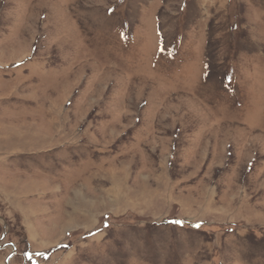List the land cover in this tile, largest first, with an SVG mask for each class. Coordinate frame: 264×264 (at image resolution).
I'll return each mask as SVG.
<instances>
[{
	"label": "rangeland",
	"instance_id": "374dc122",
	"mask_svg": "<svg viewBox=\"0 0 264 264\" xmlns=\"http://www.w3.org/2000/svg\"><path fill=\"white\" fill-rule=\"evenodd\" d=\"M6 241L0 264H264V0H0Z\"/></svg>",
	"mask_w": 264,
	"mask_h": 264
},
{
	"label": "flooded vegetation",
	"instance_id": "af4514ba",
	"mask_svg": "<svg viewBox=\"0 0 264 264\" xmlns=\"http://www.w3.org/2000/svg\"><path fill=\"white\" fill-rule=\"evenodd\" d=\"M10 243H11L10 241H9V242H8V241H6V242L2 243V245L0 246V250H1V249H5V248L7 247V245L9 246V245H11V244H12V243H11V244H10ZM14 251H15V250H14ZM14 253H16V251H15V252H13V254H11V255L9 254V255H10L9 257L13 256V255H14Z\"/></svg>",
	"mask_w": 264,
	"mask_h": 264
},
{
	"label": "crops",
	"instance_id": "0c3cea01",
	"mask_svg": "<svg viewBox=\"0 0 264 264\" xmlns=\"http://www.w3.org/2000/svg\"><path fill=\"white\" fill-rule=\"evenodd\" d=\"M30 233H31V232H30ZM30 233H29V237H27V239H28L29 241L32 240V237H33V239H34V237H35L34 235H31ZM37 236H38V233H37ZM40 236H41V233H40ZM35 239H36V237H35Z\"/></svg>",
	"mask_w": 264,
	"mask_h": 264
},
{
	"label": "bare ground",
	"instance_id": "6f19581e",
	"mask_svg": "<svg viewBox=\"0 0 264 264\" xmlns=\"http://www.w3.org/2000/svg\"><path fill=\"white\" fill-rule=\"evenodd\" d=\"M106 47V46H105ZM102 48V47H101Z\"/></svg>",
	"mask_w": 264,
	"mask_h": 264
}]
</instances>
